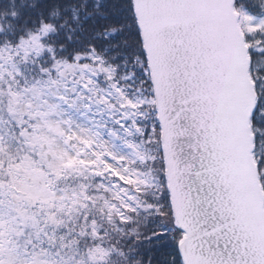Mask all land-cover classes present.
Wrapping results in <instances>:
<instances>
[{"label": "snow or ice", "instance_id": "obj_1", "mask_svg": "<svg viewBox=\"0 0 264 264\" xmlns=\"http://www.w3.org/2000/svg\"><path fill=\"white\" fill-rule=\"evenodd\" d=\"M0 264H264V0H0Z\"/></svg>", "mask_w": 264, "mask_h": 264}]
</instances>
